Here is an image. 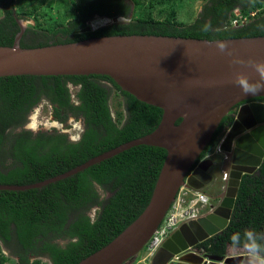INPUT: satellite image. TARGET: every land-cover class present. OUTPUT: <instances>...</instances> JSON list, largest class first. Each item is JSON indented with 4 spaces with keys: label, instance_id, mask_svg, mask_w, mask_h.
<instances>
[{
    "label": "trees",
    "instance_id": "16d2710c",
    "mask_svg": "<svg viewBox=\"0 0 264 264\" xmlns=\"http://www.w3.org/2000/svg\"><path fill=\"white\" fill-rule=\"evenodd\" d=\"M164 1L130 0L139 10L129 21L79 32L95 15L128 16L131 4L120 2L115 8L113 0H72L77 19L56 27L50 38L54 41L20 39L18 44L30 48L129 34L208 40L264 35V0H205L198 16L184 26L177 25L173 12L164 20L153 16V7ZM0 10V46H11L20 31L19 18L10 0H0ZM236 11L247 21L234 25ZM113 96L119 98L121 108L115 116L110 106ZM43 99L58 121L65 122L69 116L82 120L78 139L70 140L56 128L32 131L23 127ZM252 100L264 101V96ZM161 115L160 107L137 99L105 75L0 77V184H32L66 172L151 132ZM233 119L230 112L222 118L199 159ZM165 156L162 147L136 145L40 188L0 190V240L14 241L23 251L14 264L39 263L38 258L29 263L31 257H47L51 264H76L110 242L147 205ZM93 208L99 209L95 223L90 217ZM248 233L264 250V166L259 175L242 176L228 226L216 243L212 238L203 246L222 255L227 243L249 246L253 240ZM73 237L79 238L77 244L71 242ZM6 260L0 253V264Z\"/></svg>",
    "mask_w": 264,
    "mask_h": 264
},
{
    "label": "water",
    "instance_id": "95a60500",
    "mask_svg": "<svg viewBox=\"0 0 264 264\" xmlns=\"http://www.w3.org/2000/svg\"><path fill=\"white\" fill-rule=\"evenodd\" d=\"M130 18L96 15L79 32ZM21 34L13 45L0 46V77L105 75L137 99L160 107L162 115L151 132L66 172L32 184H0V190L40 188L136 145L162 147L166 156L143 211L110 242L76 263L123 264L148 243L181 186L200 190L211 179L206 172L211 161H198L199 156L222 118L237 106L220 144L226 196L219 194V205L201 219L175 228L150 264H249L248 253L212 255L193 247L225 228L243 174L255 172L264 158V102L249 101L264 96V35L208 40L129 34L27 48L18 44ZM205 224L214 227L207 230Z\"/></svg>",
    "mask_w": 264,
    "mask_h": 264
},
{
    "label": "rangeland",
    "instance_id": "374dc122",
    "mask_svg": "<svg viewBox=\"0 0 264 264\" xmlns=\"http://www.w3.org/2000/svg\"><path fill=\"white\" fill-rule=\"evenodd\" d=\"M130 3V0H126ZM11 6L15 14L19 18V23L23 28V33L25 34V41H39V40H49L53 37V30L62 25L65 26L69 20L77 19V13L75 11V5L72 0H10ZM205 0H165L160 4H156L152 9V14L156 19L164 20L170 12L175 14V21L177 25L184 26L187 25L198 16L201 12L202 6ZM146 4V2H145ZM138 9L134 8L131 4V10L129 15L136 16ZM239 13V11H236ZM2 13L0 10V17ZM96 16V15H95ZM85 27V26H84ZM71 90L74 91V87L70 86ZM118 97L113 96L110 101V106L112 113L115 116V112L120 110L118 105ZM50 105L46 100H42L39 105H37L28 115V119L23 127L26 126L32 128V131L49 130L52 126H55L59 131L65 132L69 138L76 139L82 130V124L79 119H75L72 116L67 118L66 124H61L55 121L50 115L51 113ZM236 109H232L230 114L235 115ZM20 128H17V130ZM229 126L223 127L217 140L210 151L207 153V157L213 162V168L209 170L216 177V181L213 185H209L206 189L209 194L219 192L224 186V176L225 173L222 171V161L225 157V152L220 149V144L224 136L227 134ZM205 158V159H206ZM211 175V174H210ZM191 192L186 197V204L189 205L195 202L197 198V193L206 195L202 190L190 189ZM183 192H180V197L182 198ZM217 203H219L217 201ZM216 204V202H215ZM208 209V205L198 202L193 207L194 212H202L203 209ZM149 245V244H148ZM148 247V246H147ZM147 248H143L137 256V259L147 258ZM0 253L7 257V260L2 264H14L20 261V254L23 253L21 249L16 245L14 241L4 243L0 240ZM229 255L246 254L248 253L245 247H229L227 250ZM38 258V264H51L47 257H31L29 263L32 260ZM141 259V260H142ZM134 261V260H133ZM125 262L123 264H135V262Z\"/></svg>",
    "mask_w": 264,
    "mask_h": 264
},
{
    "label": "built area",
    "instance_id": "2783aa9c",
    "mask_svg": "<svg viewBox=\"0 0 264 264\" xmlns=\"http://www.w3.org/2000/svg\"><path fill=\"white\" fill-rule=\"evenodd\" d=\"M250 14H255V11L251 12ZM236 15L237 18L232 20V23L234 25L242 24L247 21V17H243L242 14L236 13ZM180 192H183L182 198L180 197ZM189 192H191L189 187H180L167 213L165 214L158 228L146 244V248L148 249L147 254L149 256H151L157 250V248L160 246L166 236L170 232H172L179 224L187 220L195 219L199 216L198 210H196L197 212H194L193 207L195 206V204H197L198 202H201L203 204L208 203V197L206 195L197 193V198H195V202L189 205H185L187 200L184 197H186L185 195H188Z\"/></svg>",
    "mask_w": 264,
    "mask_h": 264
},
{
    "label": "flooded vegetation",
    "instance_id": "af4514ba",
    "mask_svg": "<svg viewBox=\"0 0 264 264\" xmlns=\"http://www.w3.org/2000/svg\"><path fill=\"white\" fill-rule=\"evenodd\" d=\"M4 2V1H3ZM3 2L1 3V7H3ZM120 2L121 3H127L126 2V0H116V1H114L113 0V7H115V8H117V7H120ZM93 18V17H92ZM91 19V18H90ZM72 22V19L71 20H69L68 21V23L70 24ZM68 26V25H67ZM22 31V34H21V36H20V38H19V40L20 39H22V40H24V38H25V34L23 33V28L20 26V31H19V33ZM71 33H72V30H71ZM67 36V35H66ZM62 38H65V35L64 36H62ZM19 40H18V42H19ZM50 43L52 42V41H54V39H50V40H48ZM249 101H257V100H252V99H250ZM262 102H264V101H262ZM240 105V104H239ZM236 108H237V106H236ZM235 108V109H236ZM51 114L50 115H52V112H50ZM62 113H64V111H61V114ZM52 117H53V119L55 120V121H58L53 115H52ZM73 117V116H72ZM73 118H75V117H73ZM76 119V118H75ZM80 121H81V124H82V120L81 119H79ZM67 121V120H66ZM66 121L65 122H60V121H58V122H60L61 124H66ZM27 122V121H26ZM26 122H25V124H26ZM24 124V125H25ZM231 125V124H230ZM230 125H229V127H230ZM25 128V127H24ZM51 128H56L55 126H52ZM26 129H32V128H30V127H28V126H26ZM80 135V134H79ZM226 136V135H225ZM225 136H224V138H225ZM79 137V136H78ZM78 137L76 138V139H78ZM223 138V139H224ZM70 140H76V139H73L72 137L71 138H69ZM223 139H222V141H223ZM221 141V142H222ZM210 151V150H209ZM208 151V152H209ZM207 152V153H208ZM207 153L201 158V159H199L198 161H200V160H203V159H205L206 157H207ZM206 156V157H205ZM225 158V157H224ZM224 158H223V160H224ZM206 160H210L209 158H206ZM211 161V160H210ZM222 164H223V161H222ZM264 166V158L262 159V162H261V164L257 167V169L255 170V172H253V174L254 175H259L260 174V171H261V168ZM213 168V162L211 161V164H210V166L208 167V169L206 170V172L211 176V179L208 181V183L207 184H204L202 187H201V189L200 190H202V192L204 193V194H206V196L208 197V203H205L206 204V206L208 205V209L206 208V209H203L202 210V212H200L199 213V216L197 217V218H201V217H203V215H205V214H208L210 211H211V208L212 207H217L218 205H219V203H220V199L218 198V196H219V194H222V193H224V197L226 196V191H224V189H226V185H225V181H224V186H222V189L221 190H219V192H216V193H213V194H209V192H207V188L209 187V185H213L214 184V182L216 181V177L213 175V171H212V173L209 171V170H211L210 168ZM244 175V174H243ZM225 179H227V175L225 176V178H224V180ZM239 186V185H238ZM190 189H192V188H190ZM196 190V189H195ZM238 190V189H237ZM236 195H237V193H236ZM235 199H236V197H235ZM217 201L219 202V203H217ZM215 202H216V204H215ZM234 204H235V201H234ZM233 208H234V205H233V207H232V210H231V214H230V218H229V220H228V223H227V225L225 226V228L228 226V224H229V222H230V220H231V216H232V211H233ZM197 218H195V219H197ZM192 220V219H191ZM194 220V219H193ZM188 221V220H187ZM184 222H186V221H184ZM183 223V222H182ZM180 225V224H179ZM178 225V226H179ZM177 226V227H178ZM176 227V228H177ZM224 228V229H225ZM224 229H222V230H220L219 232H217L216 234H214V235H211V236H209L208 238H206L205 240H203L202 242H200L199 244H197L196 246H194L193 247V249H195V250H197V251H199V252H203L204 251V253H209V254H212V255H216V254H214V253H212L211 251H209L206 247H204L203 246V242H206L207 240H210V239H212V238H215L214 239V242L216 243L217 242V240L219 239V237H220V235H221V233H222V231L224 230ZM171 233V232H170ZM169 233V234H170ZM168 234V235H169ZM167 235V236H168ZM166 236V237H167ZM163 242V241H162ZM161 245V244H160ZM232 246H235V247H245V248H247V250H248V245H232V244H229V243H227L226 244V249H225V253L224 254H222V255H224V256H227V255H229L228 253H227V250H228V248L229 247H232ZM140 253V252H139ZM138 253V254H139ZM138 254L134 257V258H131V259H129L128 261H126V262H131V261H133V262H135V264H140V263H143V264H150V258H151V256H149L148 254L146 255L148 258H146V260L145 259H137V256H138ZM240 254V253H239ZM239 254H237V255H239ZM207 260V259H206ZM209 260H207V262H208ZM210 262V261H209Z\"/></svg>",
    "mask_w": 264,
    "mask_h": 264
},
{
    "label": "clouds",
    "instance_id": "9594fccd",
    "mask_svg": "<svg viewBox=\"0 0 264 264\" xmlns=\"http://www.w3.org/2000/svg\"><path fill=\"white\" fill-rule=\"evenodd\" d=\"M98 212V208H93L91 210L90 217L92 223H95L96 214ZM248 236L250 240H253V242L248 246L249 264H264V250H262L260 246L254 242L251 233H248ZM71 242L73 244H77L79 242V238L73 237Z\"/></svg>",
    "mask_w": 264,
    "mask_h": 264
},
{
    "label": "bare ground",
    "instance_id": "6f19581e",
    "mask_svg": "<svg viewBox=\"0 0 264 264\" xmlns=\"http://www.w3.org/2000/svg\"><path fill=\"white\" fill-rule=\"evenodd\" d=\"M258 13V12H257ZM230 124V123H229ZM195 190V189H194ZM198 219H201V218H198ZM217 221H219V219H216ZM214 225H215V223H213ZM214 226H212V225H209V224H205V228L207 229V230H210L211 228H213ZM158 228V227H157ZM203 231H206L205 229L203 230ZM145 247H146V245H145ZM144 247V248H145Z\"/></svg>",
    "mask_w": 264,
    "mask_h": 264
},
{
    "label": "crops",
    "instance_id": "0c3cea01",
    "mask_svg": "<svg viewBox=\"0 0 264 264\" xmlns=\"http://www.w3.org/2000/svg\"><path fill=\"white\" fill-rule=\"evenodd\" d=\"M199 252V251H198ZM148 258V257H147ZM145 259V258H144Z\"/></svg>",
    "mask_w": 264,
    "mask_h": 264
}]
</instances>
